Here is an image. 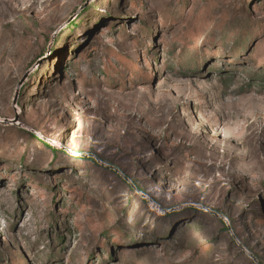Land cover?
<instances>
[{
	"label": "rangeland",
	"instance_id": "obj_1",
	"mask_svg": "<svg viewBox=\"0 0 264 264\" xmlns=\"http://www.w3.org/2000/svg\"><path fill=\"white\" fill-rule=\"evenodd\" d=\"M0 264H264V0H0Z\"/></svg>",
	"mask_w": 264,
	"mask_h": 264
},
{
	"label": "bare ground",
	"instance_id": "obj_2",
	"mask_svg": "<svg viewBox=\"0 0 264 264\" xmlns=\"http://www.w3.org/2000/svg\"><path fill=\"white\" fill-rule=\"evenodd\" d=\"M93 119H95V117L92 115L91 116ZM72 122L74 124V128H73V136H72V143H71V148L70 149H75L76 148V144H77V138H81L82 136L80 135V132L82 131V127L81 125L79 124L80 123V120L77 116H73L72 118ZM71 136V134L69 135V137ZM167 184V183H165ZM197 185H200V183H197ZM177 186L174 185V186H171L169 188V192H173V193H176L177 191Z\"/></svg>",
	"mask_w": 264,
	"mask_h": 264
}]
</instances>
